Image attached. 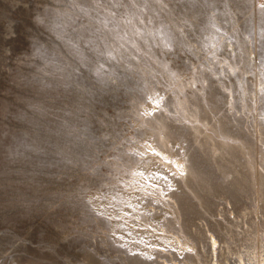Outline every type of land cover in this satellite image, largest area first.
Returning <instances> with one entry per match:
<instances>
[{
  "label": "rangeland",
  "instance_id": "374dc122",
  "mask_svg": "<svg viewBox=\"0 0 264 264\" xmlns=\"http://www.w3.org/2000/svg\"><path fill=\"white\" fill-rule=\"evenodd\" d=\"M0 264H264V0H0Z\"/></svg>",
  "mask_w": 264,
  "mask_h": 264
},
{
  "label": "bare ground",
  "instance_id": "6f19581e",
  "mask_svg": "<svg viewBox=\"0 0 264 264\" xmlns=\"http://www.w3.org/2000/svg\"><path fill=\"white\" fill-rule=\"evenodd\" d=\"M214 242H216V241L214 240Z\"/></svg>",
  "mask_w": 264,
  "mask_h": 264
}]
</instances>
